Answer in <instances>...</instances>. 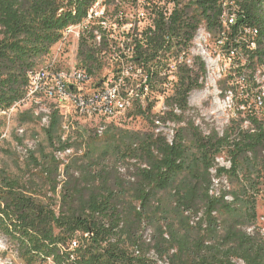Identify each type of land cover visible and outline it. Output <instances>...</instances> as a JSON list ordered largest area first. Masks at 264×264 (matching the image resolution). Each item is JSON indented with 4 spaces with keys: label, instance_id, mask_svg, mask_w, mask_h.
<instances>
[{
    "label": "trees",
    "instance_id": "obj_1",
    "mask_svg": "<svg viewBox=\"0 0 264 264\" xmlns=\"http://www.w3.org/2000/svg\"><path fill=\"white\" fill-rule=\"evenodd\" d=\"M94 1L0 0V111L24 96L28 73L60 42L68 25L85 21ZM161 1L152 4L151 27L114 38L100 31L98 45L94 27L80 36L81 66L96 74L102 66L97 55L103 53L131 62L154 83L169 59L186 53L201 26L217 35L220 0H168V15ZM232 4L237 9L229 16L244 21L237 30L252 26L257 31L256 53L246 64L264 70V0ZM235 59L245 60V53L235 51ZM205 74L199 57L190 66L179 64L172 92L164 97L165 111L158 114L153 109L160 89L136 93L127 116L142 118L143 131L108 126L101 135L72 131L63 139L62 111L51 107L42 133L52 155L42 149L38 158L29 151L34 168L49 178L47 192L0 167V237L23 264H264V237L255 227L257 186L264 177V124L251 118L246 130L203 134L187 112L189 95L203 88L199 80ZM136 80L131 86H138ZM24 110L19 118L29 113ZM156 121L176 125L171 143L155 132ZM13 140L22 143L16 136ZM67 149L73 151L62 163L55 153ZM222 154L228 169L215 162ZM121 165L127 166L124 172ZM213 178H226L231 188L212 192ZM58 186L54 207L48 194H56Z\"/></svg>",
    "mask_w": 264,
    "mask_h": 264
},
{
    "label": "built area",
    "instance_id": "obj_2",
    "mask_svg": "<svg viewBox=\"0 0 264 264\" xmlns=\"http://www.w3.org/2000/svg\"><path fill=\"white\" fill-rule=\"evenodd\" d=\"M99 1H94L93 7L88 10V18L84 22L67 31V33H62L60 44L69 37H74L77 43L80 36L85 35L92 27H94L93 30H96L94 42L97 45L101 40L100 31L108 34L110 38H114L120 29L125 30V32L134 28L139 29L135 26L127 30L124 28L126 23L119 27L117 22L108 21L104 9L98 6ZM220 5V29L217 35L201 34L196 31L189 41V48L186 53L182 52L175 59H169L166 69L160 71L157 82L153 83L151 75L149 77L144 76L140 68L133 64L128 65L131 62L121 59V69L111 75L97 76L89 73L85 68L57 70L53 62L46 67L32 70L28 73V84L24 89V96L19 101L14 102L7 112H0L4 122V126L0 130V145L4 143L5 133L10 126V119L20 113V106H29L30 108L32 104L38 103L42 99H46L51 103V106L62 111L63 116L72 113L94 123L97 121L106 122V120L114 121L123 116V113L132 106L130 97L132 94L140 92L149 94L160 89L162 93L160 98H163V95L172 92L177 78V66L182 63L191 65L192 59L188 55L194 47L198 48L199 54L204 59L205 76L207 71L209 73L208 79L214 88L213 104L224 109V111H228L226 122H231L230 125L240 127V130L250 128L251 118L264 124V74H262V79H255L257 69L246 64L247 59H250L257 49L253 41L252 26H244V30H237V23H244V21H240L243 18L236 17V21H229V14H235L236 5L232 4V0H220ZM171 8H166L167 12H164V15H168ZM151 17V13L146 14L144 11L138 14L139 19L147 21L145 27H151ZM212 39L214 40V49L210 50L208 43ZM235 51H243L245 60L235 59ZM122 66L125 68L122 69ZM231 70L233 72H230ZM123 71L126 74H135L136 78L125 77ZM224 73L227 76H224ZM215 74H217V79L213 77ZM222 75L227 78V82L225 90L220 91L216 82L220 78H224ZM139 76L143 78L142 81L138 82V86H131V79H138ZM204 79L200 78L199 82L203 83ZM245 90H252V97H245ZM230 109H237V114H242L241 122L237 121L239 120L238 117L237 119H230ZM246 112L248 113L246 114ZM48 113L49 110L44 113L45 116L42 119H47ZM155 123L157 126L161 125L158 121ZM68 124L71 125V123ZM243 126L245 129L242 128ZM67 128L68 125L64 121L62 124L63 131ZM16 131L19 136L23 133L21 128ZM102 132L103 128L98 127L96 133L101 135ZM155 132L158 133L159 130L157 129ZM65 136L64 134L63 139ZM167 142L171 143V139H167ZM70 150L58 152L57 156L70 153ZM229 167L230 163L226 169Z\"/></svg>",
    "mask_w": 264,
    "mask_h": 264
},
{
    "label": "rangeland",
    "instance_id": "obj_3",
    "mask_svg": "<svg viewBox=\"0 0 264 264\" xmlns=\"http://www.w3.org/2000/svg\"><path fill=\"white\" fill-rule=\"evenodd\" d=\"M182 4L187 3L189 0H180ZM157 2V0H100L98 3L99 8H103L105 12V17L110 22H117L118 24L125 22V29H130L132 27H138L142 29L146 26L147 21H143L138 18V14L142 11L146 12V14L151 13V9L153 8V3ZM168 0H162L160 5H165L167 9L171 8V4L167 3ZM94 4V3H93ZM93 4L91 7H93ZM153 4V5H152ZM90 7V8H91ZM89 8V9H90ZM116 23V24H117ZM70 25H79V24H70ZM75 28V27H73ZM71 28V30L73 29ZM125 31L120 29L119 32ZM201 34H208L204 27L201 26L198 31ZM62 39V38H61ZM214 40L212 39L209 44L210 50L214 49L213 46ZM78 42L76 43L74 37H69L64 43L55 44L48 55L42 58L41 62L38 65V68L46 67L52 62L55 65V69H70V68H83L79 63L77 56ZM200 51L198 48L194 47L192 52L189 53V58L192 59L199 57L203 63L204 59L199 54ZM97 59L101 61V70L98 71L95 75H111L121 69V60H117L115 56L103 55L100 53L97 55ZM123 60V59H122ZM123 62V61H122ZM125 64V62H123ZM121 64V65H120ZM132 63H128L130 65ZM192 64V63H191ZM206 65V64H205ZM125 67L122 66V69ZM231 69H233L231 67ZM230 72H233L231 70ZM123 75L131 76L132 78H136L135 74H126L123 71ZM262 74H264V70L261 69L255 74V79H262ZM227 76L226 73L223 74ZM222 75V77H224ZM206 78L203 81V88L199 90H194L190 93L188 98V105L190 110L187 112L188 118L198 125L201 132L203 134H208L210 130L216 131L219 135H222L225 131L230 129L239 128L236 125H230V123L226 122V115L228 111H224V109L217 107L213 104L214 98V88L210 84L209 73L207 71ZM214 78L217 79V74L213 75ZM141 76L136 80L137 83L141 80ZM230 80V79H229ZM227 78H220L216 82V86L218 90L223 91L226 88ZM169 95V94H168ZM168 95H163V98L158 97L155 107L153 109L154 113H161L165 111L163 109L164 97ZM131 103L135 98V94L131 96ZM245 97H252V93L247 92L245 90ZM25 107V106H24ZM24 107L20 108V113L24 110ZM51 103L46 99H42L38 103H34L27 109L29 112L26 116H22L19 118V114L14 118L10 119V126H8V131L5 133L4 143L0 145V167L6 171L10 176H17L25 181L29 186L37 187L41 190L42 193H46L48 190V186L44 187L46 183H48V179L45 176H41L39 169L34 168V164L31 162V158L29 157V151L33 152L34 157H40V150L44 149L45 153L48 155H52L49 148L46 147L44 142L42 127L47 122L43 120H39L37 117L39 114H44L48 110L51 109ZM26 111V110H24ZM26 111V112H27ZM129 110H127L122 117V121H116L117 124L110 123V120H106V122L97 121V122H89L84 120L83 118L77 117L74 114L70 113L66 116H62V122L65 121L68 128L65 131V135L69 134V132H76L77 135L83 136L86 135V132L92 133L95 132L98 127L103 128V131L108 126H114L121 129H129L132 131H143L147 128L146 122L142 118H132L128 117ZM248 112H246L247 114ZM33 115L34 118H31L30 115ZM245 114V116H246ZM238 115V116H237ZM239 118V122H241L242 114H237V109H230V119ZM1 118V115H0ZM3 120V119H2ZM124 120L126 122H124ZM47 121V120H46ZM68 123H71L69 125ZM63 124V123H62ZM4 126V125H3ZM22 129L23 133L19 136L17 135V129ZM176 125L173 123H165L157 126L155 131L158 129L160 133H162L166 139H171L174 133V129ZM245 129V127H242ZM2 127L0 128V130ZM13 136L18 137L22 140V143L15 142L13 140ZM72 149L70 153L63 154V156H57L55 153V157L62 163L66 162L64 159L67 155L72 153ZM62 157V158H61ZM216 164L219 167H228L229 162L224 154L218 156L216 158ZM60 164L59 168V177L58 180H62V167L63 164ZM126 165L120 166V171L124 172ZM23 173L27 175L29 178H23ZM211 174L214 175L215 171L211 170ZM257 188L260 190L256 199V223L255 227L259 230L260 234L264 237V177L259 179ZM60 186H58L56 194H48L51 197V201L54 207L58 205L59 202V190ZM228 189L231 188L229 182L226 178L216 179L213 178V187L212 192L217 191L218 189ZM37 190V189H36ZM230 200V198H227ZM250 231V230H249ZM144 233H150L149 230H146ZM0 264H23L17 257L13 248L9 246V243L6 242L5 238L0 237ZM158 264H162L159 262Z\"/></svg>",
    "mask_w": 264,
    "mask_h": 264
},
{
    "label": "bare ground",
    "instance_id": "obj_4",
    "mask_svg": "<svg viewBox=\"0 0 264 264\" xmlns=\"http://www.w3.org/2000/svg\"><path fill=\"white\" fill-rule=\"evenodd\" d=\"M87 18H88V14H87ZM86 18V19H87ZM85 19V20H86ZM235 20V18H234V16L233 15H231V16H229V21H234ZM77 26H79V25H68L66 28H65V30L63 31V33H67V31H70L71 30V28H73V27H77ZM252 32H254L253 33V36H256L257 35V31L255 30V29H253L252 30ZM8 110H4V111H0V112H7ZM44 122H47L46 120L47 119H42Z\"/></svg>",
    "mask_w": 264,
    "mask_h": 264
}]
</instances>
